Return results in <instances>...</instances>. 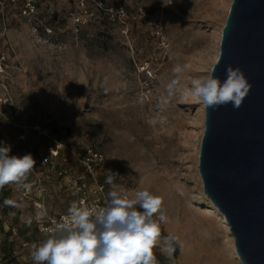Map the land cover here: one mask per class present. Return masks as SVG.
Listing matches in <instances>:
<instances>
[{"label":"rangeland","instance_id":"rangeland-1","mask_svg":"<svg viewBox=\"0 0 264 264\" xmlns=\"http://www.w3.org/2000/svg\"><path fill=\"white\" fill-rule=\"evenodd\" d=\"M36 2L28 17L18 3L0 0V144L10 146V156L36 161L27 179L31 194L10 184L13 200L20 195L25 206L0 208V264H35L33 245L48 237L31 221L39 180L50 187L55 210L67 207L56 172L41 163L57 147L52 161L74 172L91 152L108 201L110 191L134 199L145 189L162 198L168 222L160 227L179 238V255L165 258L155 247L159 264H243L203 191L205 106L180 93L158 107L176 64L191 66L181 87L211 74L233 0H128L135 21L113 19L109 10L120 0Z\"/></svg>","mask_w":264,"mask_h":264},{"label":"water","instance_id":"water-1","mask_svg":"<svg viewBox=\"0 0 264 264\" xmlns=\"http://www.w3.org/2000/svg\"><path fill=\"white\" fill-rule=\"evenodd\" d=\"M240 68L252 88L242 106L205 107L199 174L243 264H264V0H233L211 75Z\"/></svg>","mask_w":264,"mask_h":264},{"label":"clouds","instance_id":"clouds-1","mask_svg":"<svg viewBox=\"0 0 264 264\" xmlns=\"http://www.w3.org/2000/svg\"><path fill=\"white\" fill-rule=\"evenodd\" d=\"M190 67L187 63L173 67L175 78L167 84V96L158 104L161 110L180 93L184 99L194 97L213 110L228 103L239 109L252 88L243 71L231 65L223 82L209 74L192 79L190 88L181 87V74ZM10 151V146L0 147V189L9 184L30 189L31 184L25 181L36 161L31 154L17 157L10 156ZM115 178L109 173L106 182L113 184ZM108 195L109 203L96 213L73 202L52 234L38 246L33 245L35 264H158L153 249L161 239L163 252H175L179 238L172 234L161 237L160 224L168 222L161 197L147 189L137 191L134 199L117 191ZM4 205L20 206L13 199H5Z\"/></svg>","mask_w":264,"mask_h":264},{"label":"built area","instance_id":"built-area-1","mask_svg":"<svg viewBox=\"0 0 264 264\" xmlns=\"http://www.w3.org/2000/svg\"><path fill=\"white\" fill-rule=\"evenodd\" d=\"M11 2L13 3H20L21 4V12L23 15H26L28 17L30 16H34L37 13V6H36V0H11ZM127 3L128 0H120V3L117 7H115L114 9H110L109 12L111 13V15L113 16V19L115 18V16L119 17V18H125V20L127 19H131L133 21L137 20V16L136 15H128L127 14ZM85 14H87V11H85ZM156 25V24H155ZM0 147H5V145L3 143L0 144ZM59 153V148H55V149H51L50 150V156L49 157H42L41 158V163L42 164H49L52 162V159L54 157H57ZM90 151H88L87 157L85 156L83 158V161H80L82 165V169H84V171L86 173H89L95 184L97 187V192H98V196L100 199V203H95L94 205H88L87 202V198L84 196V187H85V181H86V175L85 172L81 173V174H77L75 177L70 178L69 181V185L70 187L74 190L75 194H76V199L74 202H77L78 204H80L81 207H85L87 209H89L92 213H96L99 211V209L105 207L109 201L105 195V190H104V186L100 185L99 183H97L95 181V173H94V167H93V160L92 159V155H90ZM94 160L97 161L98 163H102L103 162V156L100 154H96L94 155ZM67 175H69L68 170L67 169H60L57 173L58 177H62L65 178ZM35 189L38 192V199L39 201H37V205L39 207V210L41 211L42 214V218L40 219V221L38 222V230L40 233H42L43 235L49 236L52 234L53 230L56 228V226L61 223L63 221V218L65 216L68 215V210L66 212L60 213V214H50L47 212L46 210V205H45V193H44V189H43V185L41 183V181L39 180V182L36 184ZM32 192V188L30 189H24L23 190V196H27L29 194H31ZM82 202V203H81Z\"/></svg>","mask_w":264,"mask_h":264},{"label":"trees","instance_id":"trees-1","mask_svg":"<svg viewBox=\"0 0 264 264\" xmlns=\"http://www.w3.org/2000/svg\"><path fill=\"white\" fill-rule=\"evenodd\" d=\"M119 3H118V5H119ZM18 4L21 6L20 3H18ZM36 6H37V10H38V4L37 3H36ZM54 158H56V157H54ZM43 165H45V164H43ZM46 165L49 167L50 170H52V171L54 170L56 172V176H57V173H58V171L60 169H66V167L65 168H58V165L57 164L55 165V163L53 161L51 163H49V164H46ZM67 170H68L69 175H67L65 178L57 176V179L59 180V182L56 184L58 187L64 188V191L67 194V199H66L67 201L64 203V205L67 206V207H66V209L64 211L58 212L57 210H55L56 207H53L52 201H50L48 199V197L50 195L49 194L50 187L47 185L46 182H44V184H43L44 192L48 193L47 194V200L45 202L46 210L50 214H60V213L66 212L69 209V207L71 206V204L76 199V194H75L74 190L70 187L69 181H70V178L75 177L77 174L84 173L85 171H84V169L81 168V170L79 172H78V170L76 171V172H78L76 174V172L72 171L69 168ZM85 175H86V181H85V187H84V190H83V192H84L83 194L87 198L88 205L91 206V205H94L95 203H100V199H99L98 192H97V187H96V184H95L92 176L89 173H86V172H85ZM53 178L51 177L50 179H53ZM95 181L97 183H99L100 185H103V184L100 183L99 177L95 178ZM25 182L27 183V181H25ZM60 185H62V186H60ZM14 186H16L17 192H20L19 190H21L22 187H17L16 184H14L13 187ZM13 187H12V185L9 184V185L4 186L2 189H0V208L2 210H7L10 207V206H5L4 205V200L5 199H14V198H12V193H13V190H14ZM22 189L24 190V188H22ZM104 190L106 191V187L105 186H104ZM19 196L15 195V197H16L15 201L20 206H25L26 201H24V199L19 197ZM56 197H59V196L56 195L55 198ZM55 201H57V199ZM31 207H32V205H31ZM136 208H137V210H141L142 211V209H139L138 207H136ZM25 211L26 212L27 211L28 212L32 211L31 212V221H32L34 227L36 228V230L38 232L39 230H38L37 226H38V222L42 218V214H41V211L39 210L37 202H33V207H32L31 211H29V209H26ZM0 229L3 230V223L1 221H0ZM166 236H168V234L163 229H161V237L163 238V237H166ZM178 255H179V247H178V244H177L176 245V250H175L174 253H172V256H173V258H177Z\"/></svg>","mask_w":264,"mask_h":264},{"label":"crops","instance_id":"crops-1","mask_svg":"<svg viewBox=\"0 0 264 264\" xmlns=\"http://www.w3.org/2000/svg\"><path fill=\"white\" fill-rule=\"evenodd\" d=\"M158 247V251L162 254L163 257L165 258H170L171 255H169L168 253L166 252H163L161 249L162 247H164V244H163V240L161 239V241L158 242L157 246ZM159 264V263H158Z\"/></svg>","mask_w":264,"mask_h":264},{"label":"bare ground","instance_id":"bare-ground-1","mask_svg":"<svg viewBox=\"0 0 264 264\" xmlns=\"http://www.w3.org/2000/svg\"><path fill=\"white\" fill-rule=\"evenodd\" d=\"M225 222H226V221H225ZM226 224H227V223H226ZM226 229H227L228 232L230 231L228 225H227ZM230 233H231V232H230ZM232 239L234 240L233 236H232ZM233 244H234V241H233ZM234 249H235V244H234ZM235 254L237 255L236 249H235Z\"/></svg>","mask_w":264,"mask_h":264}]
</instances>
